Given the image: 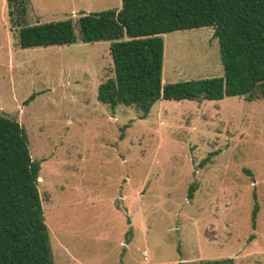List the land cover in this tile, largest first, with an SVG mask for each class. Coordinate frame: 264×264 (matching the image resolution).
<instances>
[{"label": "rangeland", "instance_id": "obj_1", "mask_svg": "<svg viewBox=\"0 0 264 264\" xmlns=\"http://www.w3.org/2000/svg\"><path fill=\"white\" fill-rule=\"evenodd\" d=\"M120 8L27 0L25 25ZM18 30L0 0V113L24 128L40 163L54 264H264V100H159L142 120L112 112L97 100L113 77L108 42L83 43L76 28L74 45L22 50ZM162 38L163 85L223 75L213 29Z\"/></svg>", "mask_w": 264, "mask_h": 264}, {"label": "trees", "instance_id": "obj_2", "mask_svg": "<svg viewBox=\"0 0 264 264\" xmlns=\"http://www.w3.org/2000/svg\"><path fill=\"white\" fill-rule=\"evenodd\" d=\"M5 1L9 24L19 29L13 34L16 48L71 46L76 28L83 43H110L113 77L98 86L97 100L112 112L118 106L133 108L142 120L159 100H264V0H121L119 10L80 13L76 25L64 20L34 26L25 25L27 0ZM200 28L213 29L223 75L163 85L162 36ZM40 169L24 128L0 113V264H54L37 188ZM195 190L190 184L188 199ZM256 214L255 206L253 228Z\"/></svg>", "mask_w": 264, "mask_h": 264}, {"label": "crops", "instance_id": "obj_3", "mask_svg": "<svg viewBox=\"0 0 264 264\" xmlns=\"http://www.w3.org/2000/svg\"><path fill=\"white\" fill-rule=\"evenodd\" d=\"M81 13H87V12L82 10V12H81ZM109 44H110V43H109Z\"/></svg>", "mask_w": 264, "mask_h": 264}]
</instances>
